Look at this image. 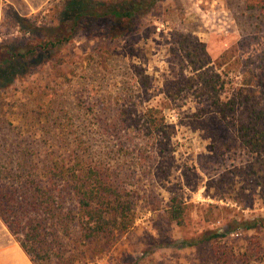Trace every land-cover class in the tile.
<instances>
[{
	"label": "rangeland",
	"instance_id": "1",
	"mask_svg": "<svg viewBox=\"0 0 264 264\" xmlns=\"http://www.w3.org/2000/svg\"><path fill=\"white\" fill-rule=\"evenodd\" d=\"M57 1L50 0L37 13L20 18L8 9L0 26V46L23 52L29 44L46 38L57 24L51 25ZM250 1L165 0L141 20L140 30L125 41L110 37L103 40L108 36L104 31L106 22L95 20L70 42L53 50L45 64L34 65L11 79L0 78V155L7 156L12 150L15 154L23 152L24 143L39 145L43 137L30 135L34 127L45 125L52 130L49 122L38 121V112L44 109L57 120L60 110L71 108L81 97L83 103L102 111L100 123L107 115L113 124L117 113L110 110L112 103L119 100L122 106L127 89H140L134 75L145 72L156 88H161L164 80L182 79L185 67L183 70L181 58L168 52L177 33L193 46L206 49L212 62L207 71L226 80L225 91L232 92L242 85L248 70L257 77L255 87L264 90V7L252 9ZM261 2L264 5V0ZM33 23L44 29L27 33ZM102 46L110 51L99 52ZM6 59L10 55L0 54V62ZM182 90V98L164 112L171 125L169 151L160 153L156 142L150 146L159 150L143 167L139 189L147 201L138 204L133 227L119 234L108 253L78 251L73 255L68 249L62 264H195L196 249L184 248L185 239L205 232H226L236 222L264 216V189L259 186L260 176L264 177V159L259 170L255 156L232 127L233 119L223 121L210 103L199 100L195 89ZM19 110L24 112L20 114ZM137 114L143 116L144 112L140 108ZM125 132L131 143L149 136L145 130L138 133L135 128ZM92 140L93 150L106 163L115 167L124 161L114 152L117 141L112 137L105 139L95 134ZM133 162L128 158L126 168ZM174 194L191 206L185 227L170 222L165 214L166 203ZM1 231L9 229L0 220ZM241 234L257 235L256 231ZM51 260L42 264H59L58 259Z\"/></svg>",
	"mask_w": 264,
	"mask_h": 264
},
{
	"label": "trees",
	"instance_id": "2",
	"mask_svg": "<svg viewBox=\"0 0 264 264\" xmlns=\"http://www.w3.org/2000/svg\"><path fill=\"white\" fill-rule=\"evenodd\" d=\"M163 1L58 0L51 21V25L57 24L46 38L29 44L23 52L0 46V54L10 55V59L0 62V78L11 79L34 65L45 64L53 50L70 42L95 20L106 22L104 31L108 36L103 40L110 37L113 41H125L140 30L141 20ZM250 5L252 9L264 7L261 0H251ZM39 29L44 28L33 23L26 31L37 33ZM98 51L108 53L110 49L102 46ZM168 52L181 58L183 70L185 67L182 79L164 80L160 82L162 87L156 88L145 72L134 75L140 89H127L122 106L119 100L112 103L110 110L117 113L113 124L106 119L107 115L100 123L98 116L102 111L83 103L79 97L71 108L59 111L57 120L46 109L38 112V121L49 122L52 127H34L35 132L30 135L43 137L38 146L24 143L23 152L15 154L12 148L9 155H0V219L35 264L46 259L50 263L53 258L62 264L68 249L73 255L78 251L106 254L117 243L119 234L133 227L138 204L147 201L139 189L143 167L159 149L160 153L169 151L171 125L164 112L182 98V87L195 89L199 100L210 103L223 121L233 119L238 138L255 156L258 169H262L264 90L255 87L257 77L248 70L242 85L227 92L226 80L207 71L212 62L205 48L193 46V42L177 33ZM154 100L155 105L151 104ZM140 108L143 116H137ZM23 112L19 110L20 114ZM133 128L138 133L145 130L149 136L143 135L141 142L131 143L125 131ZM93 129L98 137L117 141L114 152L124 159L122 163L113 167L93 150ZM153 142L159 149L150 148ZM128 158L134 164L126 168ZM260 177L259 186L264 189V177ZM190 207L174 194L166 203L165 214L170 222L185 227ZM241 231H256L257 235L243 236ZM182 245L196 249L195 264H264V216L236 222L226 232H205L185 239Z\"/></svg>",
	"mask_w": 264,
	"mask_h": 264
},
{
	"label": "crops",
	"instance_id": "3",
	"mask_svg": "<svg viewBox=\"0 0 264 264\" xmlns=\"http://www.w3.org/2000/svg\"><path fill=\"white\" fill-rule=\"evenodd\" d=\"M49 1L50 0H0V26L2 25L3 17L8 9L19 16H29L40 11V9L48 5ZM5 227L7 226L5 225ZM0 264H35L20 246L10 230L7 232H0Z\"/></svg>",
	"mask_w": 264,
	"mask_h": 264
}]
</instances>
